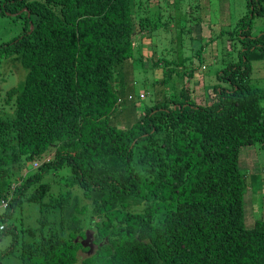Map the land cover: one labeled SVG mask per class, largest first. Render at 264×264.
<instances>
[{"label": "trees", "instance_id": "16d2710c", "mask_svg": "<svg viewBox=\"0 0 264 264\" xmlns=\"http://www.w3.org/2000/svg\"><path fill=\"white\" fill-rule=\"evenodd\" d=\"M196 1L174 0L165 19L151 0H0L22 24L0 43L19 72L0 88V229L12 235L0 257L19 244L21 264H264V214L247 225L244 207L264 165L239 164L245 146L264 151V0L237 18L226 9V27L212 20L207 35ZM169 21L175 59L134 41ZM214 59L217 81L197 97L184 78ZM154 67L161 91L145 76ZM146 82L153 98L138 113L150 91L132 89ZM24 201L38 204L37 223L18 240L8 221Z\"/></svg>", "mask_w": 264, "mask_h": 264}, {"label": "rangeland", "instance_id": "374dc122", "mask_svg": "<svg viewBox=\"0 0 264 264\" xmlns=\"http://www.w3.org/2000/svg\"><path fill=\"white\" fill-rule=\"evenodd\" d=\"M151 0V3L149 2L146 9L148 11V9L151 11H155L157 10L156 13H158L159 8L162 9V5L164 6V10H163V17L165 19H169L168 15L174 13L173 12V4H174V0H170V6L169 8H167L166 3L167 1L164 0ZM198 2V0L196 1ZM204 2L206 4L209 3V6H203ZM144 3V2H143ZM198 3H201V7L202 9H200L199 13H200V18L202 23L200 25L201 29H204V34L206 31V35L208 33L209 30V24L212 20H216V25L219 26H225V23L223 22V16H224V11L228 8L232 7L231 11V16L234 17H238L240 15H242L243 12H245V7H246V0H201V2L199 1ZM178 8L182 7L181 4L177 5ZM176 6V9H177ZM205 7V9H204ZM154 13V16H156ZM152 14V13H150ZM185 18L183 17V19L181 18V20L179 22H181V24H184L186 21H184ZM173 21H169L168 26L166 28H172L169 30L166 29H162L165 27H161L159 26V30L161 29V32L156 35L154 32L148 36L145 34H141L140 31H137L134 33V41L138 44V43H143L145 44L146 48L144 50V52H146L147 54H150L151 52H155L156 57H159L160 59H175L176 58V51H174L172 48H176L178 47V43L172 42V40H170L171 37L176 36V31H173L175 28L174 26H172ZM254 24L255 27L261 24H264V16L259 15L258 17L255 15L254 18ZM199 24H196V27H198ZM179 26V25H178ZM203 28H202V27ZM186 27V26H185ZM195 28V27H194ZM20 31H22V24H21V20L16 17V16H12V15H8L7 13L5 14H0V43L7 41L9 39H11L14 35L18 34ZM198 35V33H197ZM148 37V39H147ZM206 37V36H204ZM218 43V41H217ZM188 42H184L183 46L185 47L186 45H188ZM219 44V43H218ZM152 45V46H151ZM151 46V47H150ZM152 49V50H151ZM182 52H186L188 53V51L186 49H182ZM205 53L209 52V54H212V50L205 48ZM215 55H217L219 52L214 50ZM208 54V53H207ZM9 60V59H8ZM4 61V59L0 60V74L5 75L3 78L4 80H1L0 78V88H1V92L3 91V89H6L7 87L11 86V85H16L19 82V78H18V69L13 66L12 61ZM164 61V60H163ZM195 61V60H193ZM209 61L207 64V69H206V73L202 71L201 72H197V76L196 79H188V76L184 78V80L188 81V87L189 90L192 89V91L190 93L194 94L198 97L200 95V93L203 92V88L202 86L207 85V84H212L214 82H216L217 80L214 78V73L215 70L220 66L219 62H216V59H214V62ZM143 63L145 66H151L152 64V60L148 59V58H144L143 59ZM195 63V62H193ZM160 66L165 67L164 63L161 62ZM258 67V66H257ZM11 68H13V72L11 71ZM161 68V67H160ZM159 67L157 68H153V74H150V72L146 73L145 76L147 78V80H156L153 87H155L157 90H162V86L160 85L161 83L159 82L160 77H161V69ZM186 71V70H185ZM142 73V72H141ZM145 73V72H144ZM142 75V74H141ZM1 76V75H0ZM257 78H253L254 81L255 80H259L262 78L261 75H254ZM174 81L178 82L179 79L178 78H174ZM181 82V81H179ZM256 84H264L262 82L256 83ZM149 90L150 92L147 93V97L142 99V101H137L135 104V110L139 113L144 105V103L146 102V104L151 103L152 98H153V90L152 87L149 83H139L137 84L132 91L134 92L135 95H138V92L140 93V95L142 94V90ZM147 92V91H146ZM166 92V91H165ZM164 92V94H165ZM144 96V94H142ZM158 99H161L163 97V94L160 92V95L157 96ZM156 97V98H157ZM127 113L131 112L132 106L131 105H126L123 107ZM125 121V119L123 120V122ZM119 124V123H118ZM249 149V151L245 152L242 155L241 158V162L240 167L242 169H245V171H247L249 174L251 172H255L258 175H261V170H262V166L264 165V151L261 148H257V149H250V147H244L242 150H247ZM242 153V152H241ZM49 157V156H48ZM253 163V164H252ZM30 167L27 166V168ZM251 170V171H250ZM46 180H49L50 176L47 175ZM18 184V182L15 183V185ZM244 207H245V221L247 225H251L253 224V222L255 221V219H257L259 216L264 214V184L263 187L261 189L258 190H254L253 187L250 185V183L248 184V188L245 192V197H244ZM1 209V208H0ZM37 216H38V204L35 202H22L21 204H19L18 206H16L11 219L8 221V223L12 224L14 223L16 225L17 228V233L19 236H17L20 240L21 237V233L18 231L21 228H27V227H34L36 225V220H37ZM2 224H0L1 226ZM4 230L0 229V233H2V235L0 236V253L3 251V249H5L7 246H9L12 242V235L5 232L3 233ZM16 245V243H15ZM20 245L17 244V247L14 248L13 252H10L6 255H1L0 257V264H21V260H20V249H19Z\"/></svg>", "mask_w": 264, "mask_h": 264}, {"label": "water", "instance_id": "95a60500", "mask_svg": "<svg viewBox=\"0 0 264 264\" xmlns=\"http://www.w3.org/2000/svg\"><path fill=\"white\" fill-rule=\"evenodd\" d=\"M91 240H92V231L86 230L85 237L81 240V243H82V245H88L89 246V249H88L89 252L92 250V247H93Z\"/></svg>", "mask_w": 264, "mask_h": 264}, {"label": "clouds", "instance_id": "9594fccd", "mask_svg": "<svg viewBox=\"0 0 264 264\" xmlns=\"http://www.w3.org/2000/svg\"><path fill=\"white\" fill-rule=\"evenodd\" d=\"M46 160L48 159V157L45 158ZM33 165V164H32ZM34 166V165H33ZM1 227V226H0Z\"/></svg>", "mask_w": 264, "mask_h": 264}]
</instances>
